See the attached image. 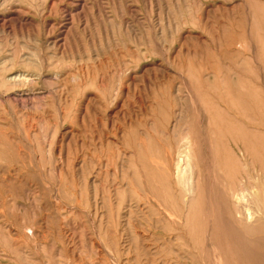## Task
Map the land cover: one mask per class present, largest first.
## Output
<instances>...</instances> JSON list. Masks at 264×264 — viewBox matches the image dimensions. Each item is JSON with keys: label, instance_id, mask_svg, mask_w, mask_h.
<instances>
[{"label": "rangeland", "instance_id": "rangeland-1", "mask_svg": "<svg viewBox=\"0 0 264 264\" xmlns=\"http://www.w3.org/2000/svg\"><path fill=\"white\" fill-rule=\"evenodd\" d=\"M0 264H264V0H0Z\"/></svg>", "mask_w": 264, "mask_h": 264}, {"label": "bare ground", "instance_id": "bare-ground-1", "mask_svg": "<svg viewBox=\"0 0 264 264\" xmlns=\"http://www.w3.org/2000/svg\"><path fill=\"white\" fill-rule=\"evenodd\" d=\"M9 78H12V79H26V76H22V74L20 75H14L13 77H9ZM183 159V158H182ZM184 161V160H183ZM246 212H247V214H249V210H246ZM248 216H250V215H248ZM191 231V230H190ZM195 249V248H194Z\"/></svg>", "mask_w": 264, "mask_h": 264}]
</instances>
